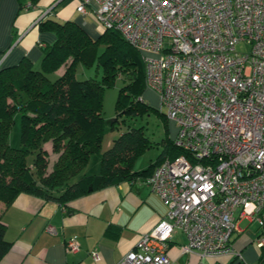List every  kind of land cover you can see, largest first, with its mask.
<instances>
[{"label": "built area", "instance_id": "obj_1", "mask_svg": "<svg viewBox=\"0 0 264 264\" xmlns=\"http://www.w3.org/2000/svg\"><path fill=\"white\" fill-rule=\"evenodd\" d=\"M77 1L78 12L139 50L144 89L177 127L183 151L145 178L167 213L116 264H169L175 229L183 253L238 256L236 212L264 228V0ZM252 242L264 247V230ZM65 248L76 252L78 240Z\"/></svg>", "mask_w": 264, "mask_h": 264}, {"label": "trees", "instance_id": "obj_2", "mask_svg": "<svg viewBox=\"0 0 264 264\" xmlns=\"http://www.w3.org/2000/svg\"><path fill=\"white\" fill-rule=\"evenodd\" d=\"M28 1L31 5L39 2ZM37 27L54 35L50 44L41 47L38 65L24 56L12 65L0 66V201L5 207L20 193L63 204L87 194L89 186L100 189L148 176L166 158L173 159L183 152L173 140L165 138L155 161L144 169L134 170L137 158L151 142L141 127L126 121L142 116L152 107L138 99L145 90L141 53L118 30H101L92 37L76 21L51 17L38 20ZM78 64L87 67L95 64L101 69L100 78L78 79ZM59 69L61 73L50 79L49 74ZM117 78L124 85L116 100L117 119L109 127L122 123L126 128L102 151L99 172L77 178L91 155L100 151L106 127L102 117L103 94ZM16 114L20 116L19 147L9 143ZM45 143L57 155L50 170ZM4 230L0 219V259L10 245L4 238Z\"/></svg>", "mask_w": 264, "mask_h": 264}, {"label": "crops", "instance_id": "obj_3", "mask_svg": "<svg viewBox=\"0 0 264 264\" xmlns=\"http://www.w3.org/2000/svg\"><path fill=\"white\" fill-rule=\"evenodd\" d=\"M77 4V0H39L34 5L28 0H0V66L12 65L24 56L38 65L41 47L54 40L52 33L38 31L41 18L76 21L94 37L86 22L88 16L76 10ZM143 94L155 97L151 91ZM146 177L91 189L63 204L27 193L18 194L7 207L0 204L4 238L10 242L0 264H116L167 213V206L151 191ZM235 216L238 228L232 241L238 256L202 258L183 253L185 236L175 229L166 241L169 264H264V249L252 244L264 228L259 224L251 231L248 226L259 223L257 220L241 216L240 210ZM243 221L247 222L244 228L240 226ZM73 237L79 249L67 252L65 242ZM91 251L99 253L98 261L92 259Z\"/></svg>", "mask_w": 264, "mask_h": 264}, {"label": "rangeland", "instance_id": "obj_4", "mask_svg": "<svg viewBox=\"0 0 264 264\" xmlns=\"http://www.w3.org/2000/svg\"><path fill=\"white\" fill-rule=\"evenodd\" d=\"M86 22L92 27V33L95 34L94 37L97 36V34L101 30L99 24L90 16H88ZM49 33L51 32H46L45 34L49 35ZM236 48L239 51L243 50L244 45L238 44ZM61 71L62 69H60L59 72L61 73ZM57 74H58L57 71L55 73L49 74L50 79H55ZM100 76H101V69L99 67H96L95 64L88 67L82 64H78L76 67V77L78 79H85L88 77L100 78ZM123 85H124L123 80L117 78L112 86L105 88L103 94V106H102L103 107L102 117L104 118V120H109L116 116V107H115L116 100L119 89ZM144 91L146 93L150 92V90L148 89ZM141 97L152 107V109L148 110L140 117H136L133 120H127L126 123L134 127H141L144 136L148 138V140L151 142V146L147 148L140 157L137 158L134 164L136 168L146 167L150 162L155 161L157 156L162 151V147H163L162 140L165 138H168L169 140H173L177 131V127L175 126V124L171 120L164 117L163 113H165V109L164 108L160 109L159 101L156 95L155 97L153 95L152 97H150L142 94ZM19 118H20L19 114H16L14 117L15 121L12 125L9 134V143L13 147H19V131H20ZM125 118L126 117H124L123 119L125 120ZM125 128L126 125L122 123L115 125V127L113 128L109 126L105 127L100 151L91 155L86 166L81 170L80 173L77 174V178L83 176L95 175L99 172L102 151L107 149L109 147L108 144H111L112 141L125 130ZM43 148L47 152L48 170H50L53 162L57 158V155L52 152L51 145L49 143H45L43 145ZM74 179L75 176L74 178H72V181ZM0 204H3V202L0 201ZM246 225L247 222L245 221L240 223V226L243 228ZM258 225L259 223L253 222L248 227L251 231L252 230L254 231L255 229H257V227H259ZM252 244H254L257 248L260 249V247L257 246L255 242H252Z\"/></svg>", "mask_w": 264, "mask_h": 264}, {"label": "water", "instance_id": "obj_5", "mask_svg": "<svg viewBox=\"0 0 264 264\" xmlns=\"http://www.w3.org/2000/svg\"><path fill=\"white\" fill-rule=\"evenodd\" d=\"M116 119H117V117L115 116V117H113V118H111L109 120H105L104 124L106 126H111L116 121ZM88 190H91V186H89Z\"/></svg>", "mask_w": 264, "mask_h": 264}]
</instances>
